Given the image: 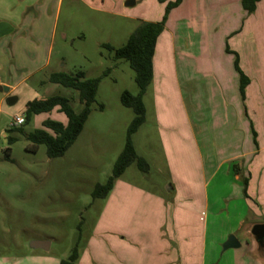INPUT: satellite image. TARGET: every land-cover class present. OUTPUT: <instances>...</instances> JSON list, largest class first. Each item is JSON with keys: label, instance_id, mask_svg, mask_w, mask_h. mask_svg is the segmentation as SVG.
Wrapping results in <instances>:
<instances>
[{"label": "rangeland", "instance_id": "obj_1", "mask_svg": "<svg viewBox=\"0 0 264 264\" xmlns=\"http://www.w3.org/2000/svg\"><path fill=\"white\" fill-rule=\"evenodd\" d=\"M124 2L62 0L52 44L47 31L39 41V61L51 45L50 67L40 70L9 94L19 95L12 106L5 100L1 105L0 259L30 254L65 259L76 246L81 264L92 256L98 261L103 253L108 254L103 258L113 263L130 264V182L143 189L167 193L168 172L163 169L157 112L171 116L169 131L181 136L185 133L181 119L190 122L192 118L204 117L199 127L195 126L203 152L209 148L208 141L215 151L226 146L229 149L225 150L234 155L237 150L238 137L226 126L232 121L227 103H231L235 90L227 81L225 66L214 55L220 48L226 52L227 44L251 66L258 63L259 73L264 75V0L252 14L243 11L240 0H183L168 14L157 42L155 89L150 85L143 96L145 121L132 137L137 155L145 158L150 170L144 173L133 162L117 178L122 182L116 179L105 198H93L95 185L104 184L111 176L134 117L132 109L122 105L121 94L138 92L128 61L115 59L104 45L122 47L139 22L161 20L165 9V3L158 0H135L132 7H126ZM8 69L3 68L0 79L20 81L21 73L14 70L9 75ZM51 70L68 74L80 70L88 78L99 79L95 101L81 133L64 155L56 158L47 156L43 144L32 152L28 139L29 133L41 128L47 119L67 123L66 116L56 109L34 115L20 126L21 131L9 133L15 140L7 143L9 123L22 114L24 99L60 95L68 99L75 112L82 110L77 91L48 80ZM249 75L253 76L251 72ZM3 94L0 92V97ZM250 102L247 99L243 108L245 105L248 109ZM165 132L167 138L169 134ZM7 147L9 153L5 152ZM180 154L190 163L197 161L190 143ZM227 167H223L208 188L210 196L212 192L219 196L229 194L228 201H216L214 209L208 210V248L215 240L221 243L229 235L244 241L234 232L238 222L235 214L244 207L235 198L240 190L232 171L229 176L224 175ZM239 194L244 195L242 190ZM228 204L231 215L226 216ZM218 211L220 214L215 217L213 212ZM205 215L204 212L197 219ZM33 240L48 241L50 247L47 251H32L29 245Z\"/></svg>", "mask_w": 264, "mask_h": 264}, {"label": "crops", "instance_id": "obj_2", "mask_svg": "<svg viewBox=\"0 0 264 264\" xmlns=\"http://www.w3.org/2000/svg\"><path fill=\"white\" fill-rule=\"evenodd\" d=\"M61 3L62 0H0V72L3 68L8 69L9 67V75H13L14 70L21 73V79L17 83L0 79V86L8 88V92L0 97V112L1 105L7 96H14L15 102L19 100L17 93L9 95L12 91L40 70L50 67L51 45L48 47L47 55L42 61H39V41L42 39V34L47 31L52 44L55 35V20ZM157 44L153 56V79L150 83L154 89ZM236 52L238 53V51ZM238 55L240 67L250 79V83L245 89L244 102L241 101L239 94L238 74L233 67L234 56L224 52L221 48L218 54L214 55V57L217 56L215 60L225 66V72L228 75L227 81L232 83L235 90L234 94L231 92L233 95L231 103H227V108H231L232 121L226 125L230 129V133H234L238 137L237 150L234 155L225 150L229 149L226 146L225 149L215 151L211 141L207 143L209 148L203 152L195 126L199 127L200 120L203 121L204 117L198 116L196 120L192 118L190 122L181 119L184 124L178 120L185 132L181 136L178 132L175 135L173 131H169L171 124H168V121H172L171 116L156 113L155 121L161 139L160 145L164 160L163 169L166 168L168 172L165 181L167 193L163 190L143 189L130 182V264H264V240L257 241L251 233L255 224H264V91L262 92V88H264V77L262 76L264 75L259 73L258 63L255 62L251 66V62L244 61V57L239 53ZM9 63L14 66H10ZM251 67L252 69H249ZM58 71L61 70H51L50 74ZM250 72L253 76L249 75ZM0 92L3 91L0 90ZM247 99L251 100V106L244 110L243 104L247 102ZM28 101L30 100L24 99L22 114L16 116H23ZM250 122L253 123L257 133V145L253 142ZM165 131L169 134L167 138L164 137L167 135ZM206 138L208 139V137ZM189 143L196 154L197 161L194 163H190L180 154L186 150ZM234 164L237 165V169H240L241 175L248 177L247 197L239 196L243 189L240 181L242 177L235 173ZM226 165L228 167L224 169L226 173L224 175L229 176V171H232L233 179L238 183L240 190L235 198L237 201H241L244 209L235 214L238 217V222L234 232L239 234L244 241L240 242L236 237L240 246L222 251L224 241L220 243L215 240L208 248L209 221L207 215L208 210L212 207L214 209L216 201H228L229 194L219 196L212 192L213 194L210 196L208 188ZM149 170L150 166L144 173H148ZM120 181L118 180V182ZM229 206L228 204L226 216L231 215ZM204 212L206 213L205 218L197 219ZM219 212H213L214 216H219ZM49 247L48 244V249ZM29 248L32 251L41 249L30 246ZM48 249L41 250L47 251ZM94 253L99 257L97 251ZM104 255L108 254L103 253L98 261L93 256L90 258L91 260L85 259L86 264L116 263H113L109 258H103ZM60 260L62 259L30 254L11 259L2 258L0 264H59ZM81 263L82 260L78 253L75 264Z\"/></svg>", "mask_w": 264, "mask_h": 264}, {"label": "trees", "instance_id": "obj_3", "mask_svg": "<svg viewBox=\"0 0 264 264\" xmlns=\"http://www.w3.org/2000/svg\"><path fill=\"white\" fill-rule=\"evenodd\" d=\"M158 1L160 3H165L164 14L161 20L157 22H139L135 30L128 36L126 43L120 48H113L108 44L104 45V47L113 54L115 59H124L128 61L135 74L134 80L138 87V92L132 94L128 91H124L121 94L120 100L122 105L131 108L134 117L127 127L125 143L114 162L111 176H109L104 184L95 185L92 192L93 198H105L113 188L114 181L124 173L131 163L135 162L137 168L142 172H146L149 169L148 162L143 157L137 155L132 136L145 121L146 109L143 96L153 79V56L157 39L164 29V24L170 11L182 3V0ZM260 1L261 0H240V5L246 14H252L255 12ZM233 34L235 33H232V35ZM225 51L234 56L233 67L238 74L239 94L241 101L244 102L245 89L250 83V79L240 67L238 53L231 50L227 44L225 46ZM107 71H109V69ZM48 80L51 83L59 84L65 88L77 91L78 99L83 106L81 111L75 112L70 106L68 99L60 95H54L43 100L32 99L26 103L23 111L24 123H28L34 115L50 113L55 109L66 116V124L47 119L42 123L41 128L35 129L28 135V139L31 141L30 150L32 152H35L39 145L43 144L46 147L47 156L49 158H56L64 155L81 133L91 112V105L95 101L99 79L88 78L83 71L78 70L74 74H68L63 71L53 72L49 75ZM98 108L102 109V105H99ZM245 109L244 105V110ZM15 130L21 131V127L7 129L8 144L14 142L15 138L9 133ZM250 130L253 142L257 145V133L254 130L252 122H250ZM9 151L10 149L7 147L5 152L9 153ZM236 167L237 165L234 164L233 168L235 173L240 174L242 177V191L244 196L247 197L246 189L248 177L241 175L240 169ZM77 258L78 250L77 247L74 246L70 254L65 259L60 260L59 264H75Z\"/></svg>", "mask_w": 264, "mask_h": 264}, {"label": "water", "instance_id": "obj_4", "mask_svg": "<svg viewBox=\"0 0 264 264\" xmlns=\"http://www.w3.org/2000/svg\"><path fill=\"white\" fill-rule=\"evenodd\" d=\"M124 5L126 7H132L135 5V0H125ZM0 90L4 93L8 92V88L6 86H0ZM16 101L14 96H7L5 102L7 105L12 106ZM252 235L256 238L257 241L262 242L264 240V224H255L251 230ZM48 241H32L30 242L31 248H41L48 249ZM240 246V242L234 235H229L226 240L222 243V251H225L230 248H238Z\"/></svg>", "mask_w": 264, "mask_h": 264}, {"label": "built area", "instance_id": "obj_5", "mask_svg": "<svg viewBox=\"0 0 264 264\" xmlns=\"http://www.w3.org/2000/svg\"><path fill=\"white\" fill-rule=\"evenodd\" d=\"M24 123L23 116H15L12 118L11 122L9 123L10 128H16L21 126Z\"/></svg>", "mask_w": 264, "mask_h": 264}]
</instances>
